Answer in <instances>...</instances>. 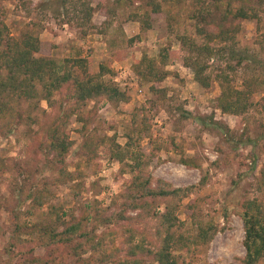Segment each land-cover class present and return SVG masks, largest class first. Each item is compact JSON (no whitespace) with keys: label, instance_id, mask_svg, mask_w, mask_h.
Instances as JSON below:
<instances>
[{"label":"rangeland","instance_id":"1","mask_svg":"<svg viewBox=\"0 0 264 264\" xmlns=\"http://www.w3.org/2000/svg\"><path fill=\"white\" fill-rule=\"evenodd\" d=\"M73 1L66 0L65 8L61 0H0V18L12 37L37 35L39 56L55 61L81 57L94 72L105 66L110 70L105 77L125 99L78 107L65 89L54 94L53 106L37 98L11 100V122L4 128L0 122V264H96L100 255L93 250L76 257L68 255L67 247H51V228L61 230L73 222L95 240L106 234L108 246L109 232L117 231L114 242L120 249L131 227L154 231L150 218L106 223L131 182L111 149L113 142L127 141L132 120L145 129L134 149L154 156L146 167L151 186L164 181L173 188L188 187L171 202L176 203L177 234L192 239L175 250L178 264H241L242 205L255 198L264 210L259 189L264 166V13L259 21L233 19L229 11L243 5L242 0H82L92 14L79 24L82 20L67 13ZM222 23L237 26L236 51L263 61L232 62L234 86L255 81L252 107L243 114L217 107L220 86L215 73L225 66L226 56L208 62V87L199 84L184 63L182 42L191 38L202 43L199 29L216 32ZM144 56L165 60L157 64L165 72L158 83L137 74ZM152 85L158 91L153 92ZM210 118L220 129L209 124ZM55 122L57 133L69 142L63 173L48 148ZM161 202L159 212L164 209ZM138 213L127 211L134 217ZM202 229L210 236L207 241L198 237ZM141 264L158 263L147 259Z\"/></svg>","mask_w":264,"mask_h":264},{"label":"trees","instance_id":"2","mask_svg":"<svg viewBox=\"0 0 264 264\" xmlns=\"http://www.w3.org/2000/svg\"><path fill=\"white\" fill-rule=\"evenodd\" d=\"M71 1V0H70ZM243 5L230 9L233 19H257L264 13V0H242ZM250 2V4L245 3ZM66 0L60 4L65 7ZM261 7L262 9H258ZM68 8V7H67ZM159 6H157V11ZM72 13L74 18L82 20L85 24L90 20L92 7L82 0H74L67 13ZM204 19V17H203ZM224 22V20L222 21ZM219 26V25H218ZM234 26V25H233ZM237 26L226 27L222 23L216 32L200 28L199 32L204 36L202 43L194 39H186L182 42L186 55L184 63L193 70L194 78L203 87L209 86V76L205 73L208 62L214 56H226L225 66L219 67L215 73V79L219 82L220 93L217 96V107L224 113L243 114L250 110V100L254 80L243 81L242 87L238 88L232 84L229 74L234 71L232 62L240 65L242 62H259L261 58L236 51ZM40 51V40L37 35L25 32L18 38L12 37L7 25L0 18V122L8 126L12 119L9 110L11 100L21 98L29 100L37 98L44 100L47 105L53 106V96L69 89L70 97L77 106H86L89 101L105 99L111 103H118L125 99V94L116 86L112 79H107L106 74L110 70L100 66L94 72L89 67L86 59L77 57L65 58L55 61L52 58L37 55ZM162 53L159 52V57ZM165 64V60L158 57L149 58L144 56L136 67L137 74L146 81L159 82L164 78L165 72L160 70L157 64ZM153 92L158 91L156 85L151 86ZM165 94V92H164ZM162 94V95H164ZM77 107V108H78ZM67 112L70 114L74 109ZM197 121L201 119L196 117ZM210 123L220 129L216 121ZM204 124H208L202 121ZM139 122L132 120L130 128L126 133L127 141L124 145L113 142L111 156L120 162L125 171L131 175V182L126 190L121 193L122 203L119 209L111 213L106 223L116 225L130 223L132 221L150 218L155 221V229L148 232L145 228L140 230L131 227L124 234L123 249L115 246L117 231H110L112 239L108 246L106 234L95 240L93 237L80 229V223L64 224L61 230L52 229L51 247L60 249L67 247L68 255L81 257L89 250L100 255L96 264H141L144 260L156 261L158 264H178L175 250L186 245L192 239L183 234H177L179 220L175 215L176 203L171 202L187 192V188L171 187L169 183L160 181L156 187L151 186V177L146 174V167L154 156H146L144 151L137 147L138 138L145 129L139 126ZM49 150L53 153L52 162L56 169L63 173V156L69 146L65 137L57 133V124L53 123ZM183 164L191 163L183 160ZM192 166V165H190ZM259 189L264 192V166L260 170ZM164 202V209L159 212V201ZM164 200V201H163ZM161 202V204H162ZM241 218L243 222L244 238L243 246L245 254L241 264H259L264 258V210L262 204L255 198L244 201ZM138 211L134 217L127 215V211ZM198 235L203 241L209 239V234L204 229ZM108 235V234H107ZM194 242L198 240L193 239ZM158 241L157 244H155Z\"/></svg>","mask_w":264,"mask_h":264}]
</instances>
